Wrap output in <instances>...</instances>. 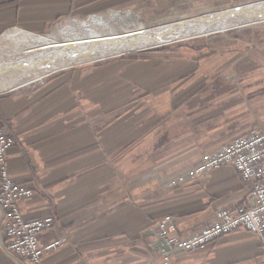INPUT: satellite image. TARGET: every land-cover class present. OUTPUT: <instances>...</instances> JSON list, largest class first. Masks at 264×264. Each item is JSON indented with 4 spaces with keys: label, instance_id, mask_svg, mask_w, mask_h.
<instances>
[{
    "label": "crops",
    "instance_id": "obj_1",
    "mask_svg": "<svg viewBox=\"0 0 264 264\" xmlns=\"http://www.w3.org/2000/svg\"><path fill=\"white\" fill-rule=\"evenodd\" d=\"M228 1L238 0H0V38L106 11L164 16ZM233 30L0 93V127L15 139L11 176L34 190L20 211L56 219L39 234L41 246L54 244L43 264H264V235L245 228L188 253L159 250L160 219L172 216L167 235L185 237L248 201L231 166L188 175L204 154L264 128V35ZM2 215L0 264H26L2 245Z\"/></svg>",
    "mask_w": 264,
    "mask_h": 264
},
{
    "label": "bare ground",
    "instance_id": "obj_2",
    "mask_svg": "<svg viewBox=\"0 0 264 264\" xmlns=\"http://www.w3.org/2000/svg\"><path fill=\"white\" fill-rule=\"evenodd\" d=\"M132 15L130 11L116 10L86 19L77 17L49 34L23 29L8 31L0 38V93L36 82L52 71L69 66L263 22L264 0L155 27L134 21H128L129 27L116 25Z\"/></svg>",
    "mask_w": 264,
    "mask_h": 264
},
{
    "label": "built area",
    "instance_id": "obj_3",
    "mask_svg": "<svg viewBox=\"0 0 264 264\" xmlns=\"http://www.w3.org/2000/svg\"><path fill=\"white\" fill-rule=\"evenodd\" d=\"M15 139L0 127V208L2 209V245L7 253L26 264H43L42 258L54 244L40 245L39 234L55 224L53 214L41 218H26L20 211L19 201L34 195V190L14 180L9 169L8 149ZM231 166L249 187L248 201L234 210L218 209L216 221L188 236L170 237L175 219L166 216L157 223L161 231L159 250L163 257L183 254L214 243L221 236L238 228L264 235V128L259 124L250 133L238 136L219 149L202 156L199 165L188 175L196 177L208 171Z\"/></svg>",
    "mask_w": 264,
    "mask_h": 264
},
{
    "label": "rangeland",
    "instance_id": "obj_4",
    "mask_svg": "<svg viewBox=\"0 0 264 264\" xmlns=\"http://www.w3.org/2000/svg\"><path fill=\"white\" fill-rule=\"evenodd\" d=\"M253 1H257V0H238V1H235V2L228 1V2H223V3H218V4H215V5L213 3H209V5H204L202 8H200L198 10L186 11L185 13L173 11L172 13H170L168 15H164V16H155V15L152 16L150 14V12L149 13L146 12L147 11L146 9H145L146 11L144 10V13H140V11H137V10H123L121 12L130 11V13L133 12L132 13L133 15H132V17H128L126 20L118 22L116 25L119 26V28L121 27V25L129 27L130 26V22L134 21L135 23H138V24L142 23L146 27H155V26L162 25L164 23L175 22V21H179L181 19L190 18V17H196V16H199V15L204 14L206 12H210V11H214V10H223V9H226V8L242 5V4H245V3H248V2H253ZM104 13H107V11L104 12ZM87 17H78V18L86 19ZM75 18H77V17H71L69 19L62 20V21L58 22L57 24H55L50 29H48L47 31L43 32L42 34H49L57 26H64V25L68 24L72 19H75ZM128 21H130V22L128 23ZM260 27L264 28V21L263 22L261 21V22L253 23V24H249V25H245V26L234 27L235 29H238V30H233L234 31L233 33H236L237 31L242 33V32H247V31H249L251 29H254V31H253L254 33L259 34V35L260 34L264 35V29H260ZM234 28H231V29H234ZM229 30L230 29L225 30V31L216 32V33L209 34V35H201V36H196V37L184 39V40H181V41H176V42H173V43H170V44L162 45V46H160V48L161 47H169V46L171 47V46L178 45V44H181V43L184 44V43L191 42V41H194V40H197V39H210V38H213V37L224 35L225 33L228 34ZM157 48H159V47H157ZM155 49H156V47H155ZM146 51H147V49L127 52V53L120 54V55L123 56V55L137 54V53L140 54L142 52L145 53ZM115 56H118V55H115ZM115 56H110V57H107L105 59L112 58V57H115ZM97 61H99V60H97ZM92 62L94 63L96 61H92ZM92 62H88V63H92ZM77 65H80V64H77ZM69 67H71V66H69ZM38 82H40V80L37 81V82H32V83L27 84V85H32V84H35V83H38Z\"/></svg>",
    "mask_w": 264,
    "mask_h": 264
}]
</instances>
